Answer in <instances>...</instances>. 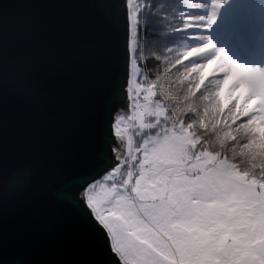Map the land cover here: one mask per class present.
I'll return each instance as SVG.
<instances>
[{"label": "water", "instance_id": "1", "mask_svg": "<svg viewBox=\"0 0 264 264\" xmlns=\"http://www.w3.org/2000/svg\"><path fill=\"white\" fill-rule=\"evenodd\" d=\"M129 0H0V264H124L87 207L118 173Z\"/></svg>", "mask_w": 264, "mask_h": 264}, {"label": "rangeland", "instance_id": "2", "mask_svg": "<svg viewBox=\"0 0 264 264\" xmlns=\"http://www.w3.org/2000/svg\"><path fill=\"white\" fill-rule=\"evenodd\" d=\"M196 1L205 19L196 26L193 37L201 42L192 50L204 69L223 72L219 90L245 98L264 132V66H248L229 54L232 46H222L223 37H213L220 21L241 19L240 31L264 54V0ZM132 62L131 121L120 117L115 132L121 136L127 129L126 153L128 136L143 139L131 154L136 174L130 167L124 183L103 182L105 177L86 193L114 251L127 264H264V184L248 180L219 155L195 153L198 141L183 126L153 125L150 118L160 119L163 110L149 96L135 102ZM126 157L120 171L109 176L120 175Z\"/></svg>", "mask_w": 264, "mask_h": 264}, {"label": "trees", "instance_id": "3", "mask_svg": "<svg viewBox=\"0 0 264 264\" xmlns=\"http://www.w3.org/2000/svg\"><path fill=\"white\" fill-rule=\"evenodd\" d=\"M202 1L209 4L211 0ZM130 9L135 102L149 96L163 110L160 119L150 118L151 123L159 128L163 123L183 126L198 141L195 153L219 155L248 180L264 184V132L258 130V119L249 111L252 106L238 92L222 93L223 72L211 66L204 69L200 54L192 50L193 44L201 42L193 37L199 30L196 26L205 19L198 1L133 0ZM231 25L239 26L241 20L227 21L226 26ZM228 36L222 44L232 46ZM213 37L217 38L215 32ZM229 54L235 57L233 50ZM142 141L137 134L128 136L130 148L122 172L116 177L108 174L103 182L122 179L130 167L136 174L131 154Z\"/></svg>", "mask_w": 264, "mask_h": 264}]
</instances>
